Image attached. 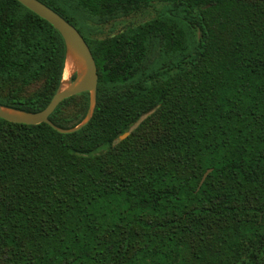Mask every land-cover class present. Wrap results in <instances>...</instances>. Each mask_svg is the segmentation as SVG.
Returning a JSON list of instances; mask_svg holds the SVG:
<instances>
[{
	"label": "trees",
	"instance_id": "trees-1",
	"mask_svg": "<svg viewBox=\"0 0 264 264\" xmlns=\"http://www.w3.org/2000/svg\"><path fill=\"white\" fill-rule=\"evenodd\" d=\"M40 1L89 45L97 105L72 134L0 119V264H264V0ZM65 59L50 23L0 0L1 105L44 110ZM89 102L50 120L76 127ZM135 193L147 209L126 215Z\"/></svg>",
	"mask_w": 264,
	"mask_h": 264
},
{
	"label": "water",
	"instance_id": "water-1",
	"mask_svg": "<svg viewBox=\"0 0 264 264\" xmlns=\"http://www.w3.org/2000/svg\"><path fill=\"white\" fill-rule=\"evenodd\" d=\"M17 1L50 23L61 34L66 47L65 68L62 81L51 102L44 110L29 112L0 104V119L26 125L46 123L62 134L78 132L92 120L97 105L99 74L92 51L79 30L52 8L40 0ZM68 64H71L70 68ZM85 92L90 94L89 109L86 117L79 125L71 129H63L50 120L51 115L64 100ZM128 134H125L122 139ZM210 172L211 170L205 174L201 184L204 183Z\"/></svg>",
	"mask_w": 264,
	"mask_h": 264
},
{
	"label": "rangeland",
	"instance_id": "rangeland-1",
	"mask_svg": "<svg viewBox=\"0 0 264 264\" xmlns=\"http://www.w3.org/2000/svg\"><path fill=\"white\" fill-rule=\"evenodd\" d=\"M164 10H165V7L163 4H153L151 6H140L136 8L132 13H130L129 15L121 19L109 22L107 24L104 23L99 31V36L104 38L106 36L118 34L119 32L125 30L126 28L137 26L139 24H142L144 22L151 20L152 18H154L155 16H157ZM159 57H160V54L158 50L156 52L155 51L151 52L150 58H149V62H150L149 64L156 63L159 60ZM68 75L66 76L67 78H68ZM38 87L39 85L36 86V88ZM74 107H75V103H71L70 105H67L65 108L66 110L65 113L70 114ZM209 170H211V172L208 174V176L214 171V169L210 168L208 169V171ZM205 174L203 175V178ZM201 182H200L199 187L197 188V192H199L201 187L204 185V183L201 184ZM143 199H144V196H142L139 193H135L132 196H127L124 199H122L120 203V207L125 211L126 215L127 213H129L133 216H137L147 209V203L143 201Z\"/></svg>",
	"mask_w": 264,
	"mask_h": 264
},
{
	"label": "bare ground",
	"instance_id": "bare-ground-1",
	"mask_svg": "<svg viewBox=\"0 0 264 264\" xmlns=\"http://www.w3.org/2000/svg\"><path fill=\"white\" fill-rule=\"evenodd\" d=\"M68 67L70 68L71 67V64H68Z\"/></svg>",
	"mask_w": 264,
	"mask_h": 264
}]
</instances>
